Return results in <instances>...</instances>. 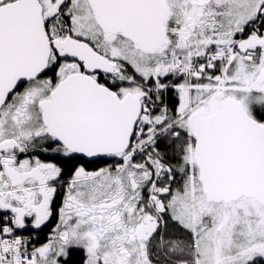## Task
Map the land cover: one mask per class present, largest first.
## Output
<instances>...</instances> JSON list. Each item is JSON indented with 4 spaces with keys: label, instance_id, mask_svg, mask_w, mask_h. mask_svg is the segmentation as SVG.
I'll return each mask as SVG.
<instances>
[{
    "label": "snow or ice",
    "instance_id": "obj_1",
    "mask_svg": "<svg viewBox=\"0 0 264 264\" xmlns=\"http://www.w3.org/2000/svg\"><path fill=\"white\" fill-rule=\"evenodd\" d=\"M0 264H264V0H0Z\"/></svg>",
    "mask_w": 264,
    "mask_h": 264
}]
</instances>
